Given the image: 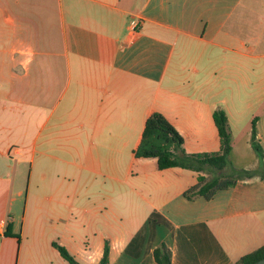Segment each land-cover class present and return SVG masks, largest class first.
Instances as JSON below:
<instances>
[{
  "label": "crops",
  "instance_id": "crops-1",
  "mask_svg": "<svg viewBox=\"0 0 264 264\" xmlns=\"http://www.w3.org/2000/svg\"><path fill=\"white\" fill-rule=\"evenodd\" d=\"M216 108L228 166L243 142L258 167L252 123L264 164V0H0V264H69L54 243L80 264L107 242L109 264H159L161 243L171 264H232L263 245V178L187 198L199 173L133 154L152 112L187 152L219 151Z\"/></svg>",
  "mask_w": 264,
  "mask_h": 264
},
{
  "label": "trees",
  "instance_id": "trees-1",
  "mask_svg": "<svg viewBox=\"0 0 264 264\" xmlns=\"http://www.w3.org/2000/svg\"><path fill=\"white\" fill-rule=\"evenodd\" d=\"M212 116L220 142V149L217 152H187L183 147V137L179 131L164 115L159 112H152L145 119L140 141L133 150V154L135 157L155 158L159 169L181 167L199 173L197 183L188 188L184 192V195L187 198L202 195L206 199H209L215 192L227 189L237 181V178L225 177L221 173L227 165L228 155L232 149V134L227 116L221 108H216ZM253 126L254 123L251 126V145L259 157V165L251 171H244L240 178L258 175L264 179L262 148L255 140V127ZM213 171L219 172V174L209 176ZM54 245L69 264H80L63 246L56 243ZM153 253L157 263L171 264V252L165 244L161 243L159 247L155 248ZM108 257L109 246L107 242L104 246L100 264H109ZM261 257H264V244L242 255L232 264H250Z\"/></svg>",
  "mask_w": 264,
  "mask_h": 264
},
{
  "label": "rangeland",
  "instance_id": "rangeland-1",
  "mask_svg": "<svg viewBox=\"0 0 264 264\" xmlns=\"http://www.w3.org/2000/svg\"><path fill=\"white\" fill-rule=\"evenodd\" d=\"M237 147L234 149L235 150V154L234 156H232L230 162H232V165H236L237 167H239V169L237 167L232 168L233 166H228L229 165V161H227V165L224 167V169L226 170H222L221 173H223V175L225 177H229V176H240L243 174L244 171L246 170H250L256 167H252L251 164H249L252 161V155L251 152H249L248 150H246V148L244 147V143L243 142H239L237 145ZM229 168L231 169V171L229 170ZM251 171V170H250ZM219 174V172H211L209 174V176L211 175H216ZM239 174V175H238ZM24 188L21 190V195L18 196V200L16 203V206H14V210L16 212V214L21 215L24 212V199L26 196V185L24 184ZM30 196L29 199L32 198L33 196V189H32V185L30 187ZM13 197V195H11Z\"/></svg>",
  "mask_w": 264,
  "mask_h": 264
},
{
  "label": "built area",
  "instance_id": "built-area-1",
  "mask_svg": "<svg viewBox=\"0 0 264 264\" xmlns=\"http://www.w3.org/2000/svg\"><path fill=\"white\" fill-rule=\"evenodd\" d=\"M140 22H141L140 19H138L137 17L136 18H132L130 20V23H129L131 30L132 31H137L139 26H140Z\"/></svg>",
  "mask_w": 264,
  "mask_h": 264
},
{
  "label": "water",
  "instance_id": "water-1",
  "mask_svg": "<svg viewBox=\"0 0 264 264\" xmlns=\"http://www.w3.org/2000/svg\"><path fill=\"white\" fill-rule=\"evenodd\" d=\"M250 264H264V257H261Z\"/></svg>",
  "mask_w": 264,
  "mask_h": 264
}]
</instances>
